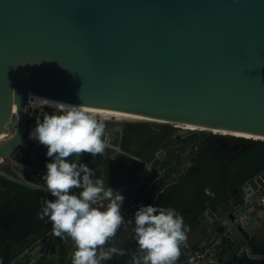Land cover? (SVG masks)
<instances>
[{
	"label": "water",
	"instance_id": "95a60500",
	"mask_svg": "<svg viewBox=\"0 0 264 264\" xmlns=\"http://www.w3.org/2000/svg\"><path fill=\"white\" fill-rule=\"evenodd\" d=\"M30 95L264 137V0H0V158L45 172L13 156L38 143L25 135ZM106 137L112 158L145 163L139 179L155 167ZM263 184L264 171L229 190L231 219ZM31 250L13 264L35 263ZM244 251L264 258L246 245L232 264ZM38 253L64 264L67 237Z\"/></svg>",
	"mask_w": 264,
	"mask_h": 264
},
{
	"label": "clouds",
	"instance_id": "9594fccd",
	"mask_svg": "<svg viewBox=\"0 0 264 264\" xmlns=\"http://www.w3.org/2000/svg\"><path fill=\"white\" fill-rule=\"evenodd\" d=\"M52 101L53 110L37 119L29 133L46 146L45 155L51 158L45 161L42 187L53 199L43 200L37 218L51 222L54 236L66 234L74 241L71 264H103L126 252L109 243L125 220L124 195L83 162L81 154L105 152L106 124L96 109L84 103ZM204 192L213 195L208 188ZM132 219L137 247L131 264H175L190 227L183 215L170 205L141 203Z\"/></svg>",
	"mask_w": 264,
	"mask_h": 264
},
{
	"label": "trees",
	"instance_id": "16d2710c",
	"mask_svg": "<svg viewBox=\"0 0 264 264\" xmlns=\"http://www.w3.org/2000/svg\"><path fill=\"white\" fill-rule=\"evenodd\" d=\"M105 124L106 127L111 128L114 132L115 138L113 142L115 144L121 145L123 149L148 161L155 159L158 150H171L180 141L182 142L184 137H190L187 140L191 143L193 141H201L195 133L188 136L178 135L177 138H173L175 128L172 124L168 123L158 124L159 129L152 130L146 122L128 121L123 125L122 131L116 130L115 128L112 129L113 123L105 121ZM219 138H224V136L216 134L210 138L209 141L212 140L215 146L221 148L219 152H223L225 155L229 154L230 156H236L237 161L232 163V165L238 169H235L238 173L236 175L242 173L240 175L242 176L244 173L246 177H244L243 181H240V183L226 184L227 181L232 178L230 177V173L226 170L228 168L226 159L220 158L221 169L226 171L221 172L222 174H220V180L222 183L215 184L216 186L213 189L215 195L218 192L226 190L232 184H235V186L241 185L242 182H246L248 179L256 176L264 170V140H258L251 146L246 147L245 145L247 144V141L241 138L239 143H244V147L236 149L234 145L225 148V145L228 144V142H221L219 141ZM135 140H143L145 142V149L132 148L130 144ZM187 146L188 145H184L181 149L185 150ZM209 150L205 149L203 154ZM45 152L46 146L42 144L40 150L35 152V158L28 155L27 157L22 158V161L34 165L38 169H46L45 161L50 160L51 158L47 157ZM112 153L113 150L107 147L102 155L96 154L95 156H92L89 153H82L81 160L87 163L89 167L95 168L98 175L105 176L106 182L113 188L120 187L133 180L137 181L138 178H135V172L141 170L145 165L140 161L136 162L135 171L129 177L111 180V178L114 179L111 172L112 166L116 164L121 157H124L123 154L119 153L117 159H112ZM219 156L221 157V154ZM5 170L16 176L11 168L6 167ZM198 170H200V172L203 171L201 167L199 168L197 163L193 164L188 175ZM23 173L29 180L41 187H31L0 174V264H13L21 254L32 248L33 245L52 228L51 222L47 221V218L43 221L37 218V212L40 210L43 200L53 199L51 194L42 187V174L44 172L37 169L25 168ZM214 175H217V173H214ZM219 187H221V189H219ZM175 202L173 200V191L168 189L160 194L155 201V204L165 206L170 205L173 207L175 206ZM198 204L200 205V203ZM194 207L195 206L192 205L191 208H187L186 211H183L182 215L193 211ZM249 242L254 253L264 254V243L262 241L254 238ZM136 247V242L132 244L130 243L125 249V254L122 256L114 255L109 264H131V253ZM228 249H230V247H225L220 254L223 255ZM235 256L236 254L233 256L231 255L221 264H232ZM240 263L264 264V258H250L245 253L242 255ZM33 264H42L41 259Z\"/></svg>",
	"mask_w": 264,
	"mask_h": 264
},
{
	"label": "crops",
	"instance_id": "0c3cea01",
	"mask_svg": "<svg viewBox=\"0 0 264 264\" xmlns=\"http://www.w3.org/2000/svg\"><path fill=\"white\" fill-rule=\"evenodd\" d=\"M205 149L208 150L211 149V150L203 154ZM220 150L221 148L215 146L212 140L209 141V139L206 138L205 140L200 141L199 150L192 156H187L186 158L183 159V162L181 163V170L180 172L176 173L177 175L176 178L173 179L174 180L173 183L169 185L164 184L155 187L153 190H151L148 196L147 199L148 202L155 203V201L162 192L171 189L173 191L174 202L176 200L175 206L173 207H175L181 214L183 213V211H186L187 208H191L192 205L195 206L193 211L191 212L188 211L189 213L183 215L185 222L190 227L186 235V240L180 247V254L177 257L175 264H180L182 262L183 258L185 257V255L187 254L190 248L200 245L203 242L209 240L215 234L218 228L222 225V223L225 222V221L223 222L221 219H223L225 216H229L230 197L232 196L229 190L233 188L235 184L231 185L233 187L230 186L226 190H223L222 192H218L215 195V192L213 191V189L216 186L215 184L222 183L220 180L221 178L220 174H222L221 172L227 170L230 173V177L232 179L228 180L226 184L240 183V181H243L244 177H246L244 173L242 176H240L242 173L236 175L238 173L233 174L232 172L235 169L238 170L237 167H235L234 165L233 167L230 166L232 163L237 161L236 156L234 155L230 156L229 154L225 155V153L219 152ZM220 154L221 157L219 156ZM220 158L226 159L228 164V168L224 171L221 169ZM196 163L197 165H199V168L200 167L202 168L203 171L200 172V170H198L188 175L190 173L191 166ZM214 173H217V175H214ZM23 176L25 175L23 174ZM244 183L245 181L242 182V184L239 186L244 185ZM130 184L131 183L124 184L125 186L122 185L114 189L121 191L124 195V199H126L129 197L131 193ZM162 187L164 190L160 192L159 190ZM205 188L210 189L211 192H213V195H206L204 192ZM219 189H221V187H219ZM198 203H200V205ZM209 208H211L210 210L212 211V212L210 211V213L208 212ZM214 214H216L217 217H215ZM202 215H204L205 218L208 220L209 222L208 224L215 225V229L213 231L212 230L210 231V227H208L201 219ZM218 216L219 217L222 216V217L218 218ZM243 230L244 231L238 228V232H236L233 240L226 246V248L230 247V249L226 250L223 255L219 253L218 255H216L217 257L213 256L209 258L205 262V264H221L231 255L233 256L236 254L237 256L239 250L242 247L246 245H249L251 247L249 242L251 239L256 238V240L262 241L264 243V210L255 214L252 224L247 228H243ZM132 231L133 228L126 233H120L117 231V234L111 238V241L109 243L111 245H116L118 247L126 249L130 243L131 244L135 243L134 239L132 238ZM39 241L40 240H38L33 245V247ZM107 246H109V244H106L104 247ZM245 253L247 254L246 251L243 252V254ZM252 253H254L253 250ZM37 254H38L37 250L31 252L32 258H36L38 256ZM111 259L104 261L103 264H109Z\"/></svg>",
	"mask_w": 264,
	"mask_h": 264
},
{
	"label": "built area",
	"instance_id": "2783aa9c",
	"mask_svg": "<svg viewBox=\"0 0 264 264\" xmlns=\"http://www.w3.org/2000/svg\"><path fill=\"white\" fill-rule=\"evenodd\" d=\"M217 134V133H216ZM198 136V135H197ZM197 139V138H196ZM193 141L189 148L182 150L184 146L181 141L176 144L164 158L156 163L155 167L141 179L130 185V195L124 199L121 211L125 220L122 226L117 230L120 233H126L134 226L132 214L135 209L141 204H148V196L155 187L160 185H169L176 178V173L181 170V163L187 156H192L199 149V145ZM193 149V150H192ZM163 187L159 190L162 192ZM264 210V184L253 191L249 197L234 209V219L225 216L221 219L224 223L218 228L215 234L207 241L200 245L189 249L180 264H205V262L222 252L225 247L233 240L238 228H247L252 224L254 215ZM51 229L40 239V241L32 248L33 251L42 250L49 253L51 242L53 240ZM65 237L67 235L65 234ZM75 249L74 241L67 237V257L64 264H71V256Z\"/></svg>",
	"mask_w": 264,
	"mask_h": 264
},
{
	"label": "flooded vegetation",
	"instance_id": "af4514ba",
	"mask_svg": "<svg viewBox=\"0 0 264 264\" xmlns=\"http://www.w3.org/2000/svg\"><path fill=\"white\" fill-rule=\"evenodd\" d=\"M123 128V127H122ZM122 128H115L116 130H119V131H122ZM110 135L111 139H112V142L114 141L110 132H106V136L107 135ZM29 135V134H27ZM26 135V136H27ZM178 135H175V133L173 134V138H177ZM227 142L229 141L226 140ZM225 141V142H226ZM28 142V141H27ZM27 142H25L23 145H21L13 154V156L16 158L17 161L19 162H22V158H25L27 157L28 155L32 156V157H36L35 155V152H38L40 150V144L39 142L37 143L36 141H30V142H34V145L30 146V145H27ZM114 143V142H113ZM145 142L143 140H135L133 143L130 144V146L132 148H135V149H145ZM115 144V143H114ZM246 146V145H245ZM234 147L237 149L239 147H244V143H236L234 144ZM225 148H228V145L226 144L225 145ZM19 151L20 155H17L16 152ZM159 151L163 152V156H165L166 154L169 153L170 149L169 150H165V149H160L157 151L156 153V157L154 160H156L157 163H159L164 157H159L158 156V153ZM119 153H117L116 157L112 158V159H117V156H118ZM122 154V153H121ZM124 157H121L116 164H114L111 168V172H112V176L114 179L111 178V180H117V179H120L122 177H129L134 171H135V168H136V162L137 161H140V160H136L132 157H129L125 154H123ZM111 157H112V154H111ZM140 157V156H139ZM142 158V157H141ZM144 159V158H143ZM153 161V160H152ZM3 162V159L0 160V163ZM142 162V161H140ZM6 163H8L6 166L2 167L4 170L6 167H9L11 168L15 174H17L15 177H18V175H23V170H25V168H29V167H25V166H22V165H18L16 163H12V161L6 159ZM144 163V162H143ZM145 164V163H144ZM9 165V166H8ZM30 165V164H29ZM34 166V165H33ZM145 166V165H144ZM230 166L233 167V165L231 164ZM36 167V166H35ZM144 168V167H143ZM142 168V169H143ZM29 169H32V168H29ZM141 169V170H142ZM141 170L135 172V178H139V175H140V172ZM6 171V170H5ZM7 172V171H6ZM233 174H236L237 172L235 170L232 171ZM263 172V171H262ZM8 173V172H7ZM23 173V174H22ZM11 174V173H9ZM12 175V174H11ZM255 177V176H254ZM253 178V177H252ZM135 179V180H136ZM251 179V178H250ZM249 180V179H248ZM134 183V180L133 181H130L128 183H125V184H129V183ZM124 185V184H123ZM38 256L36 257V261L40 260L41 259V262L42 264H57L56 262V259L53 257V256H50L49 254H42L40 255L39 253L37 254ZM67 257V255H66ZM65 257V259H66Z\"/></svg>",
	"mask_w": 264,
	"mask_h": 264
},
{
	"label": "rangeland",
	"instance_id": "374dc122",
	"mask_svg": "<svg viewBox=\"0 0 264 264\" xmlns=\"http://www.w3.org/2000/svg\"><path fill=\"white\" fill-rule=\"evenodd\" d=\"M52 110H53V108L47 107V106L30 105L28 107L27 128H26V134L25 135L29 134L30 131L34 128L37 119L41 118L44 114L49 113ZM101 118L104 121H107L109 123H113V128L112 129L117 128V127L118 128H122L123 125L126 122H128V121L146 122V123H148L149 128H151L152 130H158L159 129L158 124H164L163 122H157V121L155 122V121H146V120L115 119V118L108 119V118H103V117H101ZM172 126L175 128V132H174L175 135H179V136L180 135L188 136V135H191V134L195 133V134L198 135V137L200 139L205 140L206 138L207 139H210L214 135H216L215 133H213L211 131L202 130V129H187V128L183 127L182 125H178V124H175V123H172ZM105 132H110L112 138L113 139L115 138L114 137L115 136L114 135V132L111 130V128L106 127ZM219 135L220 136H224V138H219L220 139L219 141H221V142H224V141H226V140H228L230 138L229 141H228V144H227L228 145V148L230 147V145L232 146V145H234L236 143H239L240 142V139H241V137H236V136L222 135V134H219ZM188 138H190V137H184L183 140H182V142H181V145L182 144L183 145H191L192 143L187 140ZM2 139H4V138H1L0 140H2ZM195 144L196 145L198 144L199 147H200V141H196ZM27 145L32 146V145H34V142L28 141L27 142ZM41 145L42 144H40V147H41ZM190 147H192V146H187V148H189V149H190ZM16 154L17 155H20L19 151H17ZM7 164L8 163H6V160L5 161L3 160V162L1 163V167L6 166Z\"/></svg>",
	"mask_w": 264,
	"mask_h": 264
},
{
	"label": "bare ground",
	"instance_id": "6f19581e",
	"mask_svg": "<svg viewBox=\"0 0 264 264\" xmlns=\"http://www.w3.org/2000/svg\"><path fill=\"white\" fill-rule=\"evenodd\" d=\"M53 103H54V101H52L50 99L39 98V97H34V96L30 95V100H29L28 106L37 105V106L50 107L49 105H52ZM88 107H90V106H88ZM91 108L96 109L98 111L100 117L108 118V119L115 118V119H131V120H146V121H155V122L156 121L157 122H165L163 120L145 117V116H140V115H136V114H132V113H128V112H123V111H115V110L97 108V107H91ZM177 124L182 125L183 127L187 128V129H202V130L211 131V132L217 133V134L219 133L222 135H230V136H236V137L264 140V137H262V136H258V135L247 133V132H238V131H230V130H223V129H217V128H208V127L198 126V125L189 124V123L188 124L187 123H177ZM9 134L10 133H0V139L6 138L7 136H9ZM0 160H2V158H0Z\"/></svg>",
	"mask_w": 264,
	"mask_h": 264
}]
</instances>
